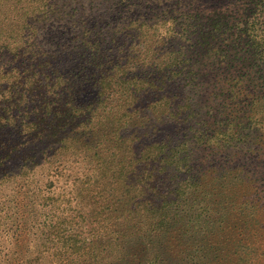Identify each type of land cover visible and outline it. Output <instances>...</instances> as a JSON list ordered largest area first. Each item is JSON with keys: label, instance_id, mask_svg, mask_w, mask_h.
Wrapping results in <instances>:
<instances>
[{"label": "trees", "instance_id": "obj_1", "mask_svg": "<svg viewBox=\"0 0 264 264\" xmlns=\"http://www.w3.org/2000/svg\"><path fill=\"white\" fill-rule=\"evenodd\" d=\"M212 15L202 0H0V264H225L206 185L227 171L204 181L203 72L228 32ZM243 75L220 81L231 99Z\"/></svg>", "mask_w": 264, "mask_h": 264}, {"label": "rangeland", "instance_id": "obj_2", "mask_svg": "<svg viewBox=\"0 0 264 264\" xmlns=\"http://www.w3.org/2000/svg\"><path fill=\"white\" fill-rule=\"evenodd\" d=\"M202 4L209 6L219 26L228 28L226 34L214 32L218 36L215 41L219 42L213 45L216 64L203 72L209 73L211 92H216L209 97L210 109L203 114L216 117L217 121L212 129L216 130V137L210 143L212 164L204 181L212 182L213 167L227 171L215 186L206 185L213 201L224 204L217 208L223 216L217 218L212 238L214 246H224L216 247L215 253L225 264H264V52L258 49L264 48V0H202ZM238 13L243 18L242 25ZM255 17L259 25L253 29L251 20ZM216 48H222L224 53ZM230 48L239 53L238 61L226 59ZM200 49L199 54L203 52ZM201 70L202 65L196 66L198 82H202ZM240 70L244 75L239 78L242 82L237 92L232 94L234 100L228 96L229 89H222L220 81L229 79L231 74L237 76ZM221 131L233 132L229 141ZM10 193L6 191L0 198Z\"/></svg>", "mask_w": 264, "mask_h": 264}]
</instances>
